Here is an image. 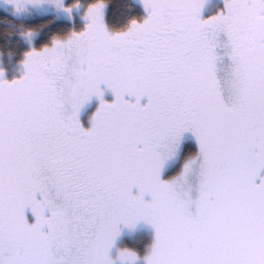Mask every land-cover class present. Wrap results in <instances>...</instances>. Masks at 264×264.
<instances>
[{"label":"snow or ice","instance_id":"obj_1","mask_svg":"<svg viewBox=\"0 0 264 264\" xmlns=\"http://www.w3.org/2000/svg\"><path fill=\"white\" fill-rule=\"evenodd\" d=\"M142 3L143 20L109 30L105 0H92L83 30L26 52L24 74L0 79V264H114L120 226L140 221L154 230L144 264H264V176L255 183L264 169V0H224L205 19V0ZM221 33L231 104L216 75ZM93 96L100 103L85 129L77 117ZM188 131L200 160L195 200L180 190L195 157L161 179ZM119 258L135 264L137 255Z\"/></svg>","mask_w":264,"mask_h":264},{"label":"rangeland","instance_id":"obj_2","mask_svg":"<svg viewBox=\"0 0 264 264\" xmlns=\"http://www.w3.org/2000/svg\"><path fill=\"white\" fill-rule=\"evenodd\" d=\"M75 1L68 4V0H62V3L65 7H67L75 3ZM135 1L141 7L144 13V18H145L147 16V12L143 6L142 0H135ZM21 3H22V7L20 8V10H17V7L14 3H10L8 2V0H0V10L6 12L7 14H9L15 19H19V18L31 19V18H36V17L53 16L54 19L56 20L67 21L71 23L72 25L74 24L76 19L77 20L81 19L83 26H81L80 30L78 31L83 30L87 23V21L84 19V13L87 7L83 9L79 0H78L79 7H73L70 13L65 12L63 8L57 7L56 4L53 2V0H33V2H30V3L26 2V0H21ZM223 9H224V0H205V3L201 11V19H205L210 16H213L217 14L219 11H222ZM103 20L105 23V7L103 9ZM72 32H74V28ZM36 36H37V33H31L30 36H27V35L23 36L25 44L27 45L29 49L28 51L35 49L34 42H35ZM225 43H226V38L221 33L218 37L217 48H216V52L218 56L220 57L216 64V75L221 84L222 98L224 102L226 104H231L233 101V96L231 94V62L229 61L226 55V52L228 51V49L225 47ZM18 66H19L18 72L17 70L14 71V68H12V72H10L11 77L8 78L9 81L14 79L13 75L15 76V74L16 76L18 75V77L16 78H19L24 74L25 69H24L23 63H21ZM0 70H2L1 66H0ZM4 71H3V76L0 77V79L7 80L6 78L7 72L5 71L6 72L5 73ZM100 87L103 92L102 99L107 102H112L114 99V96L111 90L108 89L103 84ZM124 98L126 100H129V102L135 101L134 97H128L127 95ZM146 102H147L146 97L141 98V101H140L141 104H144ZM99 103L100 101L95 96H93L88 102H86L81 107L77 118L79 119L82 127H84L85 129L91 126V117L93 113L96 111V109L98 108ZM185 141H192L197 145L194 135L190 131L184 132L181 136V139L178 145L175 147L174 154L171 155L170 158L166 160L162 168L161 179L169 180L173 177H177L183 171L185 163L192 160L195 157V161L192 164L191 172L187 175L186 181L182 183L180 186V190L182 191L187 190L191 198L195 200L196 197L198 196V185L200 181V167H199L200 160L198 157V150H197V154L193 158L182 163V165L179 168L178 173H175L174 175L173 174L170 175L169 178L165 177L166 172L175 163H177L181 145ZM197 149H198V145H197ZM132 192H133V195L137 194V189L133 188ZM38 198H39V195H38ZM144 199L149 200L150 197L147 194H145ZM194 210L195 209L193 207L192 211ZM45 215H48L47 211L45 212ZM25 216H26L28 223L34 222L35 218L32 215L30 209H25ZM46 230L47 229H45V231ZM142 233L149 234V237L152 241L151 242V245H152L154 241V230L150 224L140 221L132 228H126L122 225L120 226V233L116 237L113 247L109 250V256L114 261V264H122V261L119 258V251L124 250V248L121 247L122 240L125 239V240H129L130 242H134V239H137L139 235ZM150 249H151V246L148 249L147 253L150 251ZM143 258L144 256L143 257L137 256L135 264H144ZM124 264H126V262H124Z\"/></svg>","mask_w":264,"mask_h":264},{"label":"trees","instance_id":"obj_3","mask_svg":"<svg viewBox=\"0 0 264 264\" xmlns=\"http://www.w3.org/2000/svg\"><path fill=\"white\" fill-rule=\"evenodd\" d=\"M74 1L68 0V4ZM79 2L84 9L92 0H79ZM133 19L137 21L144 19V13L135 0H105V23L109 30L126 28ZM81 26H83L81 19H76L73 25L67 21L56 20L53 16L15 19L0 10V66L7 72V80L11 77L12 68L18 72V65L23 62L25 53L29 50L23 39L25 33L29 31L37 33L34 47L40 49L45 45L50 46L54 37H66L73 28L75 32L80 30ZM13 77L16 78L18 75L15 74ZM197 150L194 142H183L177 163L166 172L165 177L169 178L170 175L178 173L182 163L193 158ZM261 176H264V169L260 170L255 183H260ZM151 242L149 234L142 233L134 239V242L123 239L121 247L133 250L137 256L143 257L150 248Z\"/></svg>","mask_w":264,"mask_h":264},{"label":"clouds","instance_id":"obj_4","mask_svg":"<svg viewBox=\"0 0 264 264\" xmlns=\"http://www.w3.org/2000/svg\"><path fill=\"white\" fill-rule=\"evenodd\" d=\"M11 3V2H10Z\"/></svg>","mask_w":264,"mask_h":264}]
</instances>
